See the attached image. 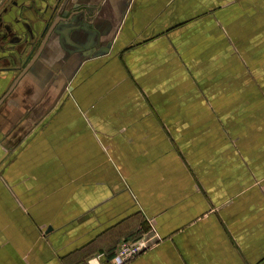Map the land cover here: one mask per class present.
<instances>
[{
    "label": "crops",
    "instance_id": "0c3cea01",
    "mask_svg": "<svg viewBox=\"0 0 264 264\" xmlns=\"http://www.w3.org/2000/svg\"><path fill=\"white\" fill-rule=\"evenodd\" d=\"M141 234L264 264V0H0V264Z\"/></svg>",
    "mask_w": 264,
    "mask_h": 264
},
{
    "label": "built area",
    "instance_id": "2783aa9c",
    "mask_svg": "<svg viewBox=\"0 0 264 264\" xmlns=\"http://www.w3.org/2000/svg\"><path fill=\"white\" fill-rule=\"evenodd\" d=\"M145 238H134L123 240L114 251L113 255L106 261H101V256L89 260V264H128L147 250Z\"/></svg>",
    "mask_w": 264,
    "mask_h": 264
},
{
    "label": "rangeland",
    "instance_id": "374dc122",
    "mask_svg": "<svg viewBox=\"0 0 264 264\" xmlns=\"http://www.w3.org/2000/svg\"><path fill=\"white\" fill-rule=\"evenodd\" d=\"M243 97L244 98H250V97H253V95H243ZM144 238L143 236H142V234L141 235H138V236H136V237H133L132 239H134V238ZM132 239H130V240H132ZM146 243H147V246H148V248L151 246V244H150V239L148 238H146Z\"/></svg>",
    "mask_w": 264,
    "mask_h": 264
},
{
    "label": "water",
    "instance_id": "95a60500",
    "mask_svg": "<svg viewBox=\"0 0 264 264\" xmlns=\"http://www.w3.org/2000/svg\"><path fill=\"white\" fill-rule=\"evenodd\" d=\"M59 3H60V1L56 4L55 7L52 8V12H54L53 14H55V12H56V10H57V6H58Z\"/></svg>",
    "mask_w": 264,
    "mask_h": 264
}]
</instances>
